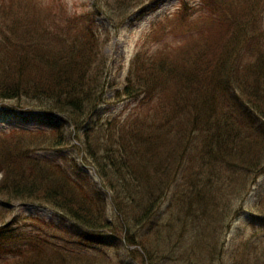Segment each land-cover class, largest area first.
I'll return each instance as SVG.
<instances>
[{
    "label": "trees",
    "instance_id": "trees-1",
    "mask_svg": "<svg viewBox=\"0 0 264 264\" xmlns=\"http://www.w3.org/2000/svg\"><path fill=\"white\" fill-rule=\"evenodd\" d=\"M3 1L8 2L0 0V100L17 99L39 113L8 111L5 119H11L0 122L1 221L4 224L14 214L16 203L33 202L60 211L82 232L71 231L74 238L58 237L44 229L49 221L28 215L31 228L0 231V257L11 256L2 264H125L122 260L116 263L106 246L124 247L129 252H135L130 247L136 246L153 262L158 251L152 243L164 239L163 222L153 219L164 191L177 184L179 175L180 180L191 183L204 173L202 168L195 169L197 165H188L187 173L177 171L190 157V145H182L190 110L197 109L193 115L203 110L208 116L200 125L202 149L210 162L208 172L215 168L216 175L232 166L251 175L261 170L264 29L259 32L257 23H264V0L241 4L229 0L225 5L226 0H221L215 9L218 0H212L209 12L191 26L187 45L178 50L164 45L147 60L142 49L138 50L124 85L125 94L134 95L136 106L141 93L146 94L142 103L151 102L156 85L165 84L166 77L153 71L157 63L160 74L174 72L167 86L174 78L182 86L165 100L158 95V101L147 106L145 118L138 116L143 109L139 105L129 118L116 116L93 124L86 118L104 100L107 72L104 57H99L102 40L98 27L58 3ZM147 1L122 0L134 8L145 7ZM227 5L229 12L223 8ZM150 68L153 75H143ZM23 98L28 100L22 102ZM165 107L168 112L164 114ZM176 112L180 113L173 118ZM154 115L160 118L154 119ZM209 118L215 119V128ZM76 130H84V157L92 158L106 187L113 186L110 196L117 221L107 213L108 195L92 192L52 154L69 145ZM94 133L99 134L95 142ZM217 181L222 182L215 179V184ZM185 187L173 191L170 207L177 200L191 201ZM123 199L129 202L123 203ZM117 223L124 231L121 236L114 231ZM170 223L174 222L166 224ZM49 225L57 232L68 230Z\"/></svg>",
    "mask_w": 264,
    "mask_h": 264
},
{
    "label": "rangeland",
    "instance_id": "rangeland-1",
    "mask_svg": "<svg viewBox=\"0 0 264 264\" xmlns=\"http://www.w3.org/2000/svg\"><path fill=\"white\" fill-rule=\"evenodd\" d=\"M2 2L8 1L2 0ZM212 2L215 1L148 0L145 7L134 8L128 3L124 4L122 0H44V4L58 3L57 5H61L65 11L78 14L86 21L92 22L96 29L98 27L97 31L102 40L99 57H104L107 65L106 86L103 102L91 115L87 116V122L93 124L116 116L126 119L132 116L134 109V112L138 110L139 105H142L143 109L138 116L145 118L148 112L147 106L154 105L158 101V95L164 100L165 97H171L172 90H176L182 84L174 78L172 85L167 86L170 81L168 77L172 79L174 72L167 74L161 71L160 74L158 63L153 66V71L158 73V77H166L165 84L156 85L157 88L153 90L155 91L154 99L151 102L142 103L146 101V94L141 93L142 99L136 106L137 101L134 95L125 94L124 85L131 71L134 56L138 50L142 49V57L147 60V56L151 55V58L159 53L164 45L171 46L168 48L173 50H178L185 43L187 45V39L192 31L191 26L199 24L204 14L209 12ZM228 2L229 0H226L223 4ZM244 2L245 0H239V4ZM221 4L222 1L218 0L213 9ZM223 8L229 12L228 5ZM188 10L191 11L190 15L183 16ZM257 26L258 31H262L263 21L259 20ZM163 36L166 39H160ZM170 53L172 55L171 51ZM180 58L182 59L181 68L184 69L186 59L183 55ZM162 68L168 69V67ZM153 71L150 68L147 75L145 73L143 75L149 76L151 73L153 75ZM178 91L182 93L183 89ZM24 99L26 98H23L22 102H25ZM196 110L193 109L192 112L190 110V116L185 123L188 129L186 127L182 135V145H190L187 146L190 157L182 162L184 166L177 171L181 169V174L187 173L188 165L190 168L197 165L195 169L202 168L205 174L200 173L191 183L182 178L180 180L179 175L176 179L177 184H172L164 191V197L153 216V219L162 221L164 224L162 230L164 239L160 242L154 240L152 243L156 246L154 249L158 251L153 262H148L136 246L130 247L135 252H129L124 247L119 249L115 246L104 247L105 251L114 257L113 260L116 263L122 260L125 264H264V164L261 170L253 175L233 166L231 170L223 169L216 175L215 168L208 172L210 162H206V153L202 149L203 128L200 126L208 116L203 110L202 114L199 110L193 115ZM8 111H14L20 115L29 112L39 113L36 107L21 103L17 99L0 100V122L11 119L9 117L5 119ZM167 112L168 108L165 107L164 114ZM177 113L180 112H176L173 118ZM153 117L157 120L160 118L157 115ZM179 119L180 116L178 121ZM209 120L215 128V119L209 118ZM82 131L84 130L73 131L72 137L70 136L71 143L59 151H53L52 154L58 161L69 167L74 176L92 192L102 191L103 194L108 195V198L106 197L107 213L110 218L117 221L119 219L110 196V189L113 186L106 187L97 173L92 158L90 160L84 157L82 138L85 134ZM98 136L99 134L95 133L92 135L94 142ZM213 161L215 163V159ZM200 163L203 165H199ZM1 178L0 174V181ZM215 179L222 181L223 185L219 187L221 183L217 181L215 184ZM182 185L186 186L185 192L191 195V201L177 200L174 207H170L173 191L176 192ZM122 201L129 202L127 199ZM28 215H36L49 221L44 225V229L58 237L64 235L74 238L71 231L82 232V228L60 211L33 202L16 203L14 214L11 213L6 217L4 224L0 218V231L3 232L11 227L12 229L31 228V222L26 218ZM170 221L174 223L167 225L166 223ZM49 224L61 225L68 230L63 229L62 232H57ZM118 225L117 223V226H114V231L121 236L124 231L120 230ZM105 236L109 237L110 232ZM6 257L11 256L2 257L1 255L0 264Z\"/></svg>",
    "mask_w": 264,
    "mask_h": 264
}]
</instances>
